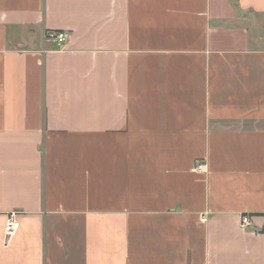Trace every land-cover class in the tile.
<instances>
[{
	"label": "crops",
	"instance_id": "1",
	"mask_svg": "<svg viewBox=\"0 0 264 264\" xmlns=\"http://www.w3.org/2000/svg\"><path fill=\"white\" fill-rule=\"evenodd\" d=\"M263 227L264 0H0V264H264Z\"/></svg>",
	"mask_w": 264,
	"mask_h": 264
},
{
	"label": "built area",
	"instance_id": "2",
	"mask_svg": "<svg viewBox=\"0 0 264 264\" xmlns=\"http://www.w3.org/2000/svg\"><path fill=\"white\" fill-rule=\"evenodd\" d=\"M44 42H53L57 46L61 47L63 46L66 41L68 40V34L66 32H56V31H46L44 33ZM203 165H197L194 167L195 172H202ZM250 225V219L247 215H243L240 217V227L246 228ZM19 229V222L16 219L15 213H11L7 220L5 221V224L3 226V233L5 239H9L13 237Z\"/></svg>",
	"mask_w": 264,
	"mask_h": 264
},
{
	"label": "water",
	"instance_id": "3",
	"mask_svg": "<svg viewBox=\"0 0 264 264\" xmlns=\"http://www.w3.org/2000/svg\"><path fill=\"white\" fill-rule=\"evenodd\" d=\"M263 230H264V227H263Z\"/></svg>",
	"mask_w": 264,
	"mask_h": 264
}]
</instances>
